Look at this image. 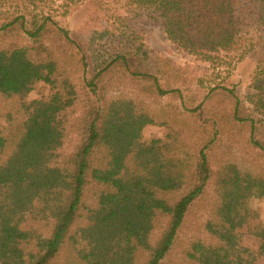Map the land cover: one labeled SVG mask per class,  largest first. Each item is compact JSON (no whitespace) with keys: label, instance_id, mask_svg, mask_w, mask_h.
I'll return each instance as SVG.
<instances>
[{"label":"trees","instance_id":"16d2710c","mask_svg":"<svg viewBox=\"0 0 264 264\" xmlns=\"http://www.w3.org/2000/svg\"><path fill=\"white\" fill-rule=\"evenodd\" d=\"M122 7L218 76L256 55L247 94L148 50ZM263 198L264 0H0V264H264Z\"/></svg>","mask_w":264,"mask_h":264},{"label":"rangeland","instance_id":"374dc122","mask_svg":"<svg viewBox=\"0 0 264 264\" xmlns=\"http://www.w3.org/2000/svg\"><path fill=\"white\" fill-rule=\"evenodd\" d=\"M56 5L60 0H55ZM95 4L87 2L80 6L71 14L62 19L61 22L71 31L73 35L82 26L85 20L95 11ZM119 14L125 20V26L128 25L133 31L140 33L143 37V42L146 48L153 53L172 60L179 67H183L191 71L195 76L203 78L207 83H216L225 77L226 73H221L220 76L217 70H213L209 64L202 63L192 56L187 55L169 41L163 30V22L149 11L141 10L135 7H122ZM103 53H99L102 55ZM256 55H253L230 68L228 75L225 77L226 83H230L235 87V91L239 97H243L249 91L251 82V73L255 66ZM99 62V60H97ZM91 69V68H90ZM90 71V70H89ZM226 72V71H225ZM224 81V80H223ZM50 94L48 86L43 83H38L35 89L29 94L28 99L45 98ZM215 99V98H214ZM214 99L207 102V105H212ZM163 103H173L174 99L165 97ZM165 130L160 126H146L142 132L144 140L151 138H164ZM250 207L255 211L261 222L264 224V198L253 199L250 202ZM242 235L241 245L249 250L256 251L260 245V240L249 235L245 226L238 229ZM195 233L194 230L185 226L178 233L177 245L175 254L178 257L184 250L186 239ZM172 259L169 261V263ZM170 264H174L171 262Z\"/></svg>","mask_w":264,"mask_h":264}]
</instances>
